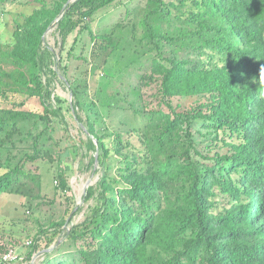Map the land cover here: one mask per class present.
<instances>
[{
  "label": "trees",
  "instance_id": "obj_1",
  "mask_svg": "<svg viewBox=\"0 0 264 264\" xmlns=\"http://www.w3.org/2000/svg\"><path fill=\"white\" fill-rule=\"evenodd\" d=\"M125 4L33 0L0 36V196L41 201L35 210L59 193L68 201L60 220L36 221L27 259L264 264V0H146L92 31L103 11ZM76 31L89 32L90 54L76 56L75 39L65 61ZM58 72L72 101L53 98ZM113 110L137 123L111 130ZM67 117L102 173L70 230L77 207L61 156L78 145Z\"/></svg>",
  "mask_w": 264,
  "mask_h": 264
},
{
  "label": "rangeland",
  "instance_id": "obj_2",
  "mask_svg": "<svg viewBox=\"0 0 264 264\" xmlns=\"http://www.w3.org/2000/svg\"><path fill=\"white\" fill-rule=\"evenodd\" d=\"M31 1L33 0H12L5 4L0 3V36H4V40L8 38L6 37V33H8L9 28L13 26L14 20H19L21 18L20 14L28 12V9H26L23 5ZM124 1L126 6L124 5L117 8L112 7L109 10L103 11L97 18L96 22L91 25L92 31L95 33L104 32L106 29L112 27L116 22L123 21L126 7L131 10H137L138 8L144 7L146 0ZM6 25L9 27L7 28ZM90 38L89 32L77 31L69 37L66 48L62 52L65 61L68 58V51L73 46L75 39H77L78 42L75 45L74 54L76 56H89L90 48L92 46ZM45 40L47 45L51 48H55L59 54V48L55 40V35L52 31L47 34ZM84 67L85 65L82 64L78 68V71L84 73ZM58 76L59 77L57 78H53L51 84L53 98L55 96L72 101V93L68 85L63 82L61 72H58ZM79 114L84 119L85 114L83 112H79ZM104 119L111 130H116L118 128L123 129L125 127L128 128L130 123L135 122L129 113L118 110L111 111L108 118ZM67 120L70 132L78 145L77 148H69L61 156L69 170V195L72 194L74 197L72 204L77 207L75 215L71 218L70 225L67 226L68 230H70L74 224H77L84 219L88 206L94 204V200L87 202L85 197L87 196L88 188L95 186L98 183L102 173L100 172V166L97 161L98 155L89 148L88 139L78 132L77 125L70 117H67ZM130 138L134 142H137V137L135 138V136L130 135ZM195 139L202 144V137L198 135L197 132H195ZM51 149L53 153H57L58 151L57 148L52 146ZM47 193L49 194V198H54V192L52 189H48ZM55 201V205L42 206L40 210H35L37 203H40L41 201H35L30 204L27 199L20 196L10 194L0 196V246L4 251H13L14 260L10 264H38V262L43 260L40 254L35 255L33 261L31 262L27 259V256L31 250L32 240L38 231L36 221H43L46 218L60 220L63 217V213L68 206L67 198L59 193L56 196ZM29 206H32V212L28 210Z\"/></svg>",
  "mask_w": 264,
  "mask_h": 264
},
{
  "label": "built area",
  "instance_id": "obj_3",
  "mask_svg": "<svg viewBox=\"0 0 264 264\" xmlns=\"http://www.w3.org/2000/svg\"><path fill=\"white\" fill-rule=\"evenodd\" d=\"M14 260L12 250H8L6 253L0 255V264H7Z\"/></svg>",
  "mask_w": 264,
  "mask_h": 264
},
{
  "label": "clouds",
  "instance_id": "obj_4",
  "mask_svg": "<svg viewBox=\"0 0 264 264\" xmlns=\"http://www.w3.org/2000/svg\"><path fill=\"white\" fill-rule=\"evenodd\" d=\"M260 81L262 84H264V66L260 69Z\"/></svg>",
  "mask_w": 264,
  "mask_h": 264
}]
</instances>
